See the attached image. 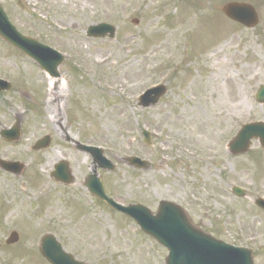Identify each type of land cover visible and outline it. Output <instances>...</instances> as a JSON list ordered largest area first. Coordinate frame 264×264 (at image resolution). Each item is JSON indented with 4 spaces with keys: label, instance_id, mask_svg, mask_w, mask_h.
I'll list each match as a JSON object with an SVG mask.
<instances>
[{
    "label": "rangeland",
    "instance_id": "374dc122",
    "mask_svg": "<svg viewBox=\"0 0 264 264\" xmlns=\"http://www.w3.org/2000/svg\"><path fill=\"white\" fill-rule=\"evenodd\" d=\"M232 2L253 5L259 24L247 29L226 18L221 9ZM0 3L19 32L66 58L51 86L36 63L0 39V78L12 83L0 93V131L22 125L19 142L0 137V159L25 167L21 176L0 169V264H48L38 250L46 234L88 264H165L166 249L87 194L93 160L76 142L103 149L116 166L98 174L118 203L156 213L160 201L174 202L196 227L264 264V211L253 201L264 198V150L258 141L244 156L227 149L242 125L264 122L256 101L264 85V0ZM100 23L113 25L115 37L89 38L87 29ZM158 84L167 86L159 104L140 106L139 96ZM45 137L50 146L34 151ZM133 156L150 167H131ZM63 160L71 186L51 179ZM233 186L249 198L234 196ZM13 231L20 240L8 246Z\"/></svg>",
    "mask_w": 264,
    "mask_h": 264
},
{
    "label": "water",
    "instance_id": "95a60500",
    "mask_svg": "<svg viewBox=\"0 0 264 264\" xmlns=\"http://www.w3.org/2000/svg\"><path fill=\"white\" fill-rule=\"evenodd\" d=\"M222 11L230 19L247 27H254L258 23V16L254 8L247 4L230 3L223 7ZM114 37L115 28L100 24L90 27L89 37ZM0 37L10 45L18 48L35 60L52 77H59L58 68L63 64L64 57L55 50L42 45L35 39L22 35L9 21L0 4ZM10 84L0 81V91L9 90ZM167 92L165 87H158L148 91L140 100L144 108L156 105L160 98ZM258 101L264 103V86L258 94ZM146 142H149V134L144 132ZM1 136L10 142H17L21 138L20 123L12 130H4ZM258 139L264 148V123L258 122L245 125L234 140L229 144L230 152L234 155L245 154L249 151L251 140ZM49 139L38 143L35 149L47 147ZM92 154L94 161L108 171L114 170V165L103 157V151L96 148L82 147ZM130 165L146 169L148 164L138 158L128 159ZM0 167L10 173L21 175L24 167L18 163H6L0 161ZM56 176L68 182L71 178L68 166L62 164L56 169ZM88 189L99 199L105 201L112 209L135 219L139 226L149 235L166 246L169 251L167 264H254L252 252L244 249H236L215 240L195 228L185 212L173 203L161 202L158 214L153 216L148 209L141 205L124 207L108 198L100 179L95 175L87 181ZM235 195L242 197L244 192L234 188ZM256 205L264 209V201L257 200ZM18 241V234L12 233L8 244ZM40 252L51 264H86L77 261L73 255L67 253L53 235H47L42 239Z\"/></svg>",
    "mask_w": 264,
    "mask_h": 264
},
{
    "label": "bare ground",
    "instance_id": "6f19581e",
    "mask_svg": "<svg viewBox=\"0 0 264 264\" xmlns=\"http://www.w3.org/2000/svg\"><path fill=\"white\" fill-rule=\"evenodd\" d=\"M57 83L58 82L56 81V79L50 78V84H51V86H55ZM51 114L54 115L55 112L53 111Z\"/></svg>",
    "mask_w": 264,
    "mask_h": 264
},
{
    "label": "flooded vegetation",
    "instance_id": "af4514ba",
    "mask_svg": "<svg viewBox=\"0 0 264 264\" xmlns=\"http://www.w3.org/2000/svg\"><path fill=\"white\" fill-rule=\"evenodd\" d=\"M89 176V175H88ZM87 176V177H88ZM85 180H86V178L83 180V184H85ZM87 194H88V192H87ZM89 195V194H88ZM90 196V195H89ZM94 201H96V203H99V204H101V205H103V203L102 202H100V201H98V200H96L94 197H92V196H90Z\"/></svg>",
    "mask_w": 264,
    "mask_h": 264
}]
</instances>
